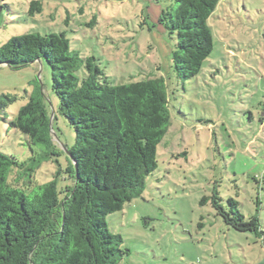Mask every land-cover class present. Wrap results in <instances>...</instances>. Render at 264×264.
<instances>
[{"label":"rangeland","instance_id":"374dc122","mask_svg":"<svg viewBox=\"0 0 264 264\" xmlns=\"http://www.w3.org/2000/svg\"><path fill=\"white\" fill-rule=\"evenodd\" d=\"M32 1H39L42 11L30 17ZM168 3L0 0V46L26 33L63 32L70 50L94 57L113 85L165 78L171 125L157 148V169L140 197L106 218L108 230L122 238L118 264H264V235L231 229L209 202L201 203L216 188L223 205L235 199L246 219L258 216L264 231V0H220L207 21L213 51L187 81L170 73L175 40L159 23ZM37 85L64 168L65 148L75 136L58 112L45 62L0 66V100L17 98L0 111V153L20 162L32 157L28 137L9 123ZM57 168L44 162L27 185L54 180ZM64 183L58 176V188Z\"/></svg>","mask_w":264,"mask_h":264},{"label":"trees","instance_id":"16d2710c","mask_svg":"<svg viewBox=\"0 0 264 264\" xmlns=\"http://www.w3.org/2000/svg\"><path fill=\"white\" fill-rule=\"evenodd\" d=\"M167 2L159 23L175 40L170 73L187 81L200 73L213 51L207 21L220 0ZM41 11L39 1L30 3V17ZM95 22L93 17L88 25ZM41 62L50 70L58 112L75 140L65 148L62 168V151L37 85L9 123L28 137L32 157L20 162L0 153V264H118L124 255L122 238L108 230L106 218L140 197L146 178L157 169V148L171 125L168 85L164 77L109 83L94 57L81 58L70 50L63 32L26 33L0 46V66L18 69ZM5 99L0 111L17 100ZM44 162L58 167L55 179L27 185ZM13 174L17 185L11 182ZM58 176L65 182L61 188ZM207 202L231 229L264 235L258 216L246 219L235 199L223 205L214 188L201 201Z\"/></svg>","mask_w":264,"mask_h":264},{"label":"water","instance_id":"95a60500","mask_svg":"<svg viewBox=\"0 0 264 264\" xmlns=\"http://www.w3.org/2000/svg\"><path fill=\"white\" fill-rule=\"evenodd\" d=\"M51 122V121H50ZM51 126V125H50Z\"/></svg>","mask_w":264,"mask_h":264}]
</instances>
